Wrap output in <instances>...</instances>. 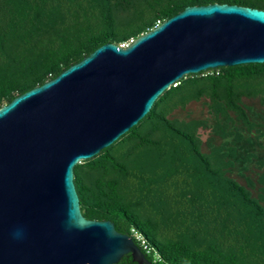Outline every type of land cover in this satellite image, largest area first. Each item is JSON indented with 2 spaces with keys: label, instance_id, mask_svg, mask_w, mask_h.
Instances as JSON below:
<instances>
[{
  "label": "trees",
  "instance_id": "1",
  "mask_svg": "<svg viewBox=\"0 0 264 264\" xmlns=\"http://www.w3.org/2000/svg\"><path fill=\"white\" fill-rule=\"evenodd\" d=\"M216 3L264 10V0H0V108L104 44L134 42L187 7ZM245 98L264 106V63L170 86L137 125L74 167L84 217L113 222L151 264H264V173L246 177L247 186L229 175L254 158L240 152L243 141L254 143L244 132L264 135ZM203 99L222 139L208 140L209 152L200 135L206 120L172 118ZM257 185L255 197L249 188ZM118 264L139 263L128 254Z\"/></svg>",
  "mask_w": 264,
  "mask_h": 264
},
{
  "label": "water",
  "instance_id": "2",
  "mask_svg": "<svg viewBox=\"0 0 264 264\" xmlns=\"http://www.w3.org/2000/svg\"><path fill=\"white\" fill-rule=\"evenodd\" d=\"M254 63H264V10L190 6L125 48L102 45L0 108V264H118L128 254L151 264L113 222L84 217L74 167L187 75Z\"/></svg>",
  "mask_w": 264,
  "mask_h": 264
},
{
  "label": "rangeland",
  "instance_id": "3",
  "mask_svg": "<svg viewBox=\"0 0 264 264\" xmlns=\"http://www.w3.org/2000/svg\"><path fill=\"white\" fill-rule=\"evenodd\" d=\"M244 105L249 109L248 114L250 116L251 121L255 122L257 125L264 124V106L261 105L258 99H247L243 100ZM208 100L203 99L198 102L190 103L185 109H179L174 112L172 118H177L179 120H206L208 122L207 128L200 129V135L202 139V150L204 152H209L208 140L214 139L213 143L218 145L222 142V139L219 137H215L210 129L213 124L212 116L209 112L208 108ZM259 131L264 132V129L257 128ZM245 138L250 136L254 143H250L248 141H243L242 147L240 149L241 154L244 156L246 152L252 153L254 158L246 163V170L242 171L239 168V165L234 167L229 175L237 180L239 183L247 186L246 177L253 179L255 182L258 180V177L264 173V167H261L258 159L264 161V135H260L259 132L253 130L252 132H244ZM259 185L256 188H249L252 192L253 196L257 197L259 194Z\"/></svg>",
  "mask_w": 264,
  "mask_h": 264
},
{
  "label": "built area",
  "instance_id": "4",
  "mask_svg": "<svg viewBox=\"0 0 264 264\" xmlns=\"http://www.w3.org/2000/svg\"><path fill=\"white\" fill-rule=\"evenodd\" d=\"M131 43H132V42L127 43V44H122L121 47L125 48V47L129 46ZM137 238H138L139 240L141 239L139 236H138Z\"/></svg>",
  "mask_w": 264,
  "mask_h": 264
},
{
  "label": "clouds",
  "instance_id": "5",
  "mask_svg": "<svg viewBox=\"0 0 264 264\" xmlns=\"http://www.w3.org/2000/svg\"><path fill=\"white\" fill-rule=\"evenodd\" d=\"M21 233L18 231L17 233H15L14 235L19 236Z\"/></svg>",
  "mask_w": 264,
  "mask_h": 264
}]
</instances>
